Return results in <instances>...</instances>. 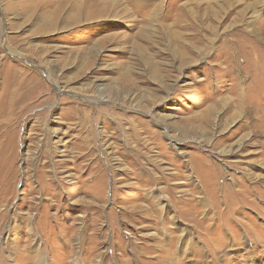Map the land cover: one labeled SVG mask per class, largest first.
<instances>
[{
  "label": "rangeland",
  "instance_id": "374dc122",
  "mask_svg": "<svg viewBox=\"0 0 264 264\" xmlns=\"http://www.w3.org/2000/svg\"><path fill=\"white\" fill-rule=\"evenodd\" d=\"M0 264H264V0H0Z\"/></svg>",
  "mask_w": 264,
  "mask_h": 264
}]
</instances>
